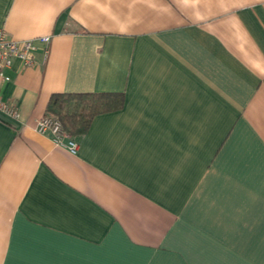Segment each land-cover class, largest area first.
<instances>
[{"label": "crops", "instance_id": "obj_1", "mask_svg": "<svg viewBox=\"0 0 264 264\" xmlns=\"http://www.w3.org/2000/svg\"><path fill=\"white\" fill-rule=\"evenodd\" d=\"M0 26L51 36L0 79V264H264V0H0ZM56 92L124 103L72 152L35 129Z\"/></svg>", "mask_w": 264, "mask_h": 264}, {"label": "built area", "instance_id": "obj_2", "mask_svg": "<svg viewBox=\"0 0 264 264\" xmlns=\"http://www.w3.org/2000/svg\"><path fill=\"white\" fill-rule=\"evenodd\" d=\"M50 40L51 36L49 35L17 39L10 36L5 27L0 26V79L3 81L11 79L7 71L12 68L16 59L22 61L24 65H34L38 51L37 42L40 41L44 44L45 53H47ZM0 113L16 120L20 118L18 105L4 100L1 96ZM35 129L37 132L52 138L57 144L68 147L70 151H76L78 146L76 141L63 129V125L58 118L44 114L36 120ZM68 137L69 140L66 141L65 138Z\"/></svg>", "mask_w": 264, "mask_h": 264}, {"label": "trees", "instance_id": "obj_3", "mask_svg": "<svg viewBox=\"0 0 264 264\" xmlns=\"http://www.w3.org/2000/svg\"><path fill=\"white\" fill-rule=\"evenodd\" d=\"M124 103L121 92H56L46 107V114L58 118L71 136L86 133L94 117L119 109Z\"/></svg>", "mask_w": 264, "mask_h": 264}]
</instances>
